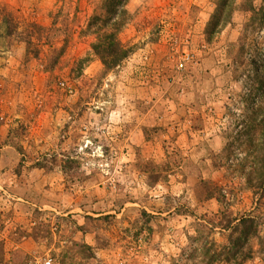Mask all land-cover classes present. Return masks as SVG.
Masks as SVG:
<instances>
[{"label": "rangeland", "instance_id": "rangeland-1", "mask_svg": "<svg viewBox=\"0 0 264 264\" xmlns=\"http://www.w3.org/2000/svg\"><path fill=\"white\" fill-rule=\"evenodd\" d=\"M125 8L132 53L107 70L106 0H0V264H264V190L239 167L264 0Z\"/></svg>", "mask_w": 264, "mask_h": 264}, {"label": "trees", "instance_id": "trees-1", "mask_svg": "<svg viewBox=\"0 0 264 264\" xmlns=\"http://www.w3.org/2000/svg\"><path fill=\"white\" fill-rule=\"evenodd\" d=\"M127 2L128 0H106V16L94 18V22L91 24V26H95L96 23H100L102 24V28H113L112 32L100 33L98 35V41L92 47L93 52L100 57L107 70H113L118 67L132 53L130 49L123 46L118 38V33H120L122 28H124L129 21V15L125 8ZM223 3L225 6V2ZM10 20L11 17L4 16L3 23L6 24V31L3 36L0 35V42L4 37H11L15 32V30L12 29L14 27ZM262 60L263 63L261 62V64H259V61ZM251 66H253V70L258 74L256 79H254L253 86L247 94L253 103L258 96H262L264 93V56L254 58L251 62ZM253 112L255 114L253 118L255 125L252 129V138H250L252 133H241L242 136L250 139V143L241 145L246 156L243 158V161H240L239 167L243 172L241 174H244V177L248 180L247 182L250 188L264 190V106H259V108ZM259 115L262 116L261 119H259ZM236 137L239 138L240 136ZM247 170H249V172H247ZM252 220V218H246V220L241 221L240 227L251 223L250 221ZM242 233L249 238L251 232L243 231ZM240 240H242V237Z\"/></svg>", "mask_w": 264, "mask_h": 264}, {"label": "built area", "instance_id": "built-area-1", "mask_svg": "<svg viewBox=\"0 0 264 264\" xmlns=\"http://www.w3.org/2000/svg\"><path fill=\"white\" fill-rule=\"evenodd\" d=\"M188 60L186 57L183 62L179 64V68L182 69L185 66V62ZM27 264H55L52 259L50 258H40V259H34L28 262Z\"/></svg>", "mask_w": 264, "mask_h": 264}]
</instances>
